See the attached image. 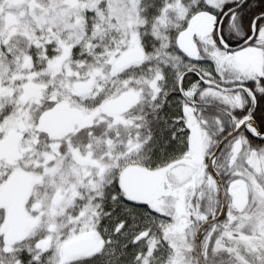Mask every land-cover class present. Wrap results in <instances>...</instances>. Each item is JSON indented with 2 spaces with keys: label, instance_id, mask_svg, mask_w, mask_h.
Segmentation results:
<instances>
[{
  "label": "snow or ice",
  "instance_id": "6c2138e0",
  "mask_svg": "<svg viewBox=\"0 0 264 264\" xmlns=\"http://www.w3.org/2000/svg\"><path fill=\"white\" fill-rule=\"evenodd\" d=\"M0 264H264V0H0Z\"/></svg>",
  "mask_w": 264,
  "mask_h": 264
}]
</instances>
